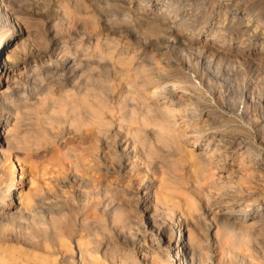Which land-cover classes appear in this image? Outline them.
Wrapping results in <instances>:
<instances>
[{
  "label": "bare ground",
  "instance_id": "obj_1",
  "mask_svg": "<svg viewBox=\"0 0 264 264\" xmlns=\"http://www.w3.org/2000/svg\"><path fill=\"white\" fill-rule=\"evenodd\" d=\"M13 1L17 2V0H0V55H3V59L0 61V84L3 83L2 85L6 86L5 90H2L0 87V119L6 116V121L4 123L0 120V159H3L6 153H8L13 172L16 171L15 165H17L18 157L14 155L16 161H13V155L10 156L9 152L12 150H19L21 146L28 148L35 146L37 150L39 149L41 151V154L46 153L48 149L47 145L49 147V144L55 141L59 129L72 130L74 133H78L77 140L79 142L87 136H94L95 148L93 151L95 153L89 161V164H92V166L89 167L98 168L101 171L104 170V174L109 173V167L111 168V165L118 159L116 153L119 151L122 153V158H135L136 152L134 150V144L137 140L136 138L139 137L135 135L139 133V130L137 128L134 129V127L132 128L134 130L130 128V125L135 122L144 126H156L160 133L156 132L157 135L155 136L162 145H168L169 142H174L177 135H175L176 124L173 123L174 121L172 122V119L175 117L174 110L169 109L170 107H168V105L165 108H159L147 104L149 98H155L162 93L161 91H163V94L165 93L164 91H166V87L159 85L161 80H159V76L156 77L157 75H154V70L150 68L149 63L142 59H140V61L133 59L135 60L133 62L134 64L132 63L133 66H126L127 64L124 65L122 63L123 66L119 67L118 64L117 67L114 66L115 64L112 65L113 63H109L111 61L106 62L104 60L106 51L104 53L101 52L88 55L91 44L90 38L92 37L86 34L88 28H86V26L91 19H88L87 25L82 24L83 22L85 23V21H80L82 22L80 24L76 20L74 14L78 13L80 15V13L85 12L83 10L86 8L82 10V7L78 5V1L74 0L72 1V7L75 13L70 11L69 9L71 8L69 7V9H65L63 23L66 25V30L64 35L62 39H60V43H55L51 47L49 52L51 57L48 61V65L46 64L47 66H43V71L39 72L37 68L42 67H37V65L34 64L35 62L31 63L28 61L29 54L27 48L29 47L30 49V43L32 45V42H34H31L30 31L27 29L28 24L31 22V16L28 14H21L13 9ZM21 2L19 1L20 4ZM155 2L156 4H161L160 11L155 13H143L144 11L139 9L131 10L126 0L125 7L122 9L123 12H121L122 19L126 21L135 32L141 30L140 28L144 29V27H148L156 37L166 40L172 39L171 41L181 44L185 49H194L199 54V56L198 54L196 55L199 57L198 60H204V65L206 64L205 66L207 67L205 70H207V75H209L207 77L208 79H205L207 81H204V79H202L204 76L201 77L197 72L194 73L196 76L195 78L198 79L194 78L198 81L197 84L193 82L191 77L177 75L172 84L169 82V85H171V89L174 92L178 90L184 95L188 94L195 97V99L197 98L196 102L188 97L187 99L189 102H185L186 105L182 110V114L178 113L179 116L185 119L184 124L188 125L192 123L194 127L197 126V131L193 129V133L210 132V139L208 140L215 139L217 143L211 147L209 144V147H207L205 151H201L200 157L194 155V152L188 155V157L193 160V162H191L192 160L190 161L194 166L191 172L195 174V180L190 192L196 195L202 194L205 201L204 205L200 206L195 198H193L195 201H191L190 198L192 202L190 204L191 208H188V210L184 208L186 212H183L181 215H177L172 208L166 209L163 216L169 227L166 228V230L163 229L162 233H168V244H170L172 241L174 242V237L176 238V235L174 236V231L177 229L178 240L176 242L177 244H175V251L177 252V257H179L178 264H264V150L262 149L264 144L263 141H258L256 138L251 137L252 132L256 131L255 133H258L257 128L264 123V0H206L205 10L203 12L199 11V14L204 13L203 17H201L203 20L200 25L195 26L189 24L188 21H183V19L177 16L178 11L181 10V0H170L163 4L160 0H156ZM217 2L219 6L215 7ZM44 3H42V5ZM81 4H83V2ZM84 4L83 6H86ZM140 6L144 7L145 3H142ZM62 8L66 7L64 6ZM93 16L92 18H94ZM183 32H194L197 36L204 34L206 38L199 42H194L192 39L186 36L184 37ZM23 37L26 39L22 40ZM105 42H107V40H105ZM12 43H14V45H11ZM107 44L109 43L107 42ZM42 48L45 50L49 47L44 45ZM153 54H155V52ZM92 56L97 58V60H92ZM95 72H97V75ZM233 72L241 75V78L240 76L238 78L240 80H237V85H235L236 82L234 84L230 82L231 86L233 84V86L235 85L238 87V89H236L238 90L239 95H237L239 96V101H235L236 99L233 100L232 98L230 101L229 96L232 95L228 94H230L231 89L229 88L230 90L228 91L227 88L226 90L225 84L227 80L225 81V77L227 76L229 78ZM110 73L115 74L116 79L121 85L124 84L122 92L118 95H115L116 93L113 95L111 92L110 85L114 84H110ZM219 75L222 77V79L219 80L220 88L215 85L216 82L213 83V78L215 76L219 77ZM252 76H254L255 79L258 77L261 86L260 91L262 92L261 96L258 95V101H255L257 102L255 105L253 103L254 99H250L246 94V88L249 85L248 81ZM247 78L249 80L247 83L245 82L248 84L245 88L244 79L246 81ZM234 80L236 81V79ZM251 83H253V81H251ZM151 86L153 87V91L151 90L150 92L149 88ZM105 87H107L108 92ZM115 89L116 88H114V90ZM257 89L258 88H256V90ZM53 90H57L58 92L56 99L51 103L50 100H52L55 95V93L52 92ZM203 92L208 95V98L203 96ZM164 97L167 96L165 95ZM215 98L218 100L216 101ZM200 101L205 102V105L200 106L201 103H198ZM217 103L221 105L219 108H222V111L225 113H221V115L217 113V108L215 106ZM223 104H225L226 107H223ZM158 105L157 103L156 106ZM258 111L260 115L257 114ZM31 119H35L34 127L39 131V137L38 135L36 138L34 136L32 137L34 132L30 136V131H33V128H31L32 125L28 123V121ZM114 119L118 120V123L127 124L128 127L125 126L127 128L121 130L122 127L120 124L119 126L116 125L118 130H114ZM238 121L244 126L241 130L237 125ZM153 131H156V129ZM181 132H183L182 129H179L178 133L180 134ZM142 133H144V131H142ZM123 134L125 137H129L132 140L133 148L132 145H129L127 142L122 144L120 137H122L121 135ZM144 134H142L143 137ZM29 136L35 140L29 141ZM262 136L263 134L260 138ZM141 139L143 140V138ZM87 141H89V139ZM90 142H88V144ZM139 144L141 143L139 142ZM70 145H72V143ZM70 145L62 144L63 150L67 151L64 152L66 157L70 156L72 153ZM85 145L87 144H84V146ZM144 145L145 144H143V146ZM119 146L123 149L121 148V150ZM2 147H5V151ZM32 148L30 150H32ZM74 150H76V148ZM86 150L88 151V149ZM218 152L221 157V164L225 165L227 160L232 158L238 165L237 169L233 170L227 168V171H221L217 168V170H219L217 175L209 173V169L206 168V164L203 163L204 156L209 154V156L212 157ZM75 153L78 154L79 152L76 151ZM72 155L75 156L74 153ZM149 159V157L148 160L145 158L144 163L146 164L143 165L147 167L152 165L153 157ZM101 161L105 162L104 168H100ZM137 161L138 159L135 158V162ZM106 165L108 166L106 167ZM141 165L142 163L140 166ZM149 171V169H145L144 174L137 177L136 183L138 184V189L143 193V196H148V198L151 199V201L138 199V203L142 201L143 211L146 214L144 224L152 229L157 221L160 222V220H158L157 209L159 201H166L167 203H165L168 204L171 197L167 195L166 190H164V180L160 178L157 187L156 184L153 183L155 179L149 181ZM0 172H3L2 168H0ZM207 179L211 180L209 189L213 190V192H209V189L207 190L208 193L207 191L203 192L199 187V184ZM17 183L18 180L15 179V176L5 175L3 182L0 184V200L3 201V205L0 206V236L12 230L8 226L11 220H17L21 217H32V213L33 215L36 213L34 210L35 206L30 205L32 202L27 204V200H25L24 204L19 200V203L16 205L14 195L16 191L15 185ZM127 189L128 187L119 191L115 188V191L120 193V197L122 198V194L127 192ZM104 192L105 194L112 193L111 184L105 185ZM121 198L118 199L119 202ZM106 202L103 210L104 214L108 213L107 209L108 207L111 208L113 203V201L108 198ZM13 206H15L14 209ZM11 208L13 211L10 213V210H12ZM117 210L119 211L120 208ZM47 213L50 217L47 218V221L46 219L44 221L43 218L44 222L38 221L37 217L35 219V215L37 216V214L32 217L36 226H39V224L42 225L41 227L33 225L36 227L35 231L37 234L43 235L44 238L48 240L52 235L56 238H66L64 236L74 232V226L71 223L69 225L67 224V231L64 233L60 232L61 223L59 220L62 218L53 216L54 213L52 211ZM85 221L86 220L81 221L79 229L86 230V237H88L90 244H92V248H84L81 244L82 248L77 247V251L80 255L79 259L77 261L74 260V254L73 256L68 255L69 257L67 256V258H71L72 260H67L66 264H94L95 260L93 261L91 259V261H93L92 263L88 259L87 249L89 252L96 254L99 252L100 248L105 246L103 242L97 241V236L95 237V234L90 233L91 231L88 232L90 224ZM165 222L163 221V223ZM201 228H203V231ZM213 230L214 235H211ZM181 231L185 232V236H187L186 241L184 235L182 238ZM26 238L28 237L26 236ZM30 238L27 239L28 244ZM24 241L26 242V240ZM79 242L80 241H78V243ZM55 243L52 244L55 245ZM86 244L88 245L87 242ZM138 245V247H135V252H132L133 255H139L138 252H140V254L146 252L142 245ZM84 249H86V251H84ZM68 251H70V248ZM135 259L137 260L138 258Z\"/></svg>",
  "mask_w": 264,
  "mask_h": 264
},
{
  "label": "rangeland",
  "instance_id": "obj_2",
  "mask_svg": "<svg viewBox=\"0 0 264 264\" xmlns=\"http://www.w3.org/2000/svg\"><path fill=\"white\" fill-rule=\"evenodd\" d=\"M19 1L20 2L22 1L21 4L19 3ZM19 1L17 0L18 4L16 1H13L14 6H12V8L20 12L21 14H25V15L28 14L29 16H31V22L28 24L27 29L28 31H30L31 42L32 41L34 42H32V45L30 43L29 45L30 49L29 47L27 48L28 54H29L28 61L31 63L35 62L34 64L37 65V67L41 66L42 68H37L38 71L40 72V71H43V66L48 65V61L51 57L49 53L51 47L55 43H60V39H62V36L64 35V32L66 30V25L63 23L64 22L63 18L65 16L64 15L65 9L71 8L69 10L75 13L72 7L73 6L72 1L74 0H70V1L69 0H24V1L19 0ZM77 1H78L79 7H82V10L83 8L84 9L86 8V9L83 10L85 12L80 13V15L84 17H81L78 13L74 14V16L76 17V20L80 24L83 21H85V23L83 22L82 24H86V25L90 19L92 20V21L90 20L89 21L90 24L88 23V25L86 26V28L88 27L86 34L92 37L90 38L91 44H90V50L88 51V55L93 54V53H101V52L104 53L106 51L105 54L107 57L105 56L104 60L106 62L111 61L109 63H113L112 65L115 64L114 66H117L119 64L118 65L119 67L123 66V64L124 65L127 64L126 66L129 65L131 67L133 66L132 63L135 60L140 61V59H142L150 64L148 65L150 66V68H152V70H154V75H157L156 77L159 76V80H161L159 85L160 86L163 85L162 87H166L167 92L164 91L165 93L163 94V91H161L162 93L158 95L157 97L149 98L147 104H150L153 107H159V108H165L168 105V107H170L169 109L174 110L175 117L172 119V122L174 121L173 123L176 124L175 125L176 126L175 135L177 134L176 135L177 140L176 139L174 140L175 143L169 142L168 145H162L159 142V139L155 136L157 135V133H160L159 129L156 126H153V125L144 126L142 124H138L137 122H135L134 124L130 125V128L131 129L133 127L134 129L137 128L139 130V133L141 132L140 134L138 133L137 135H135L136 137L137 136L140 137V138L139 137L136 138L137 140L139 139L140 141L136 140L134 144V150L136 152L135 158L138 159L137 162L139 164L135 162V158L134 159L133 158H130V159L122 158V155H121L122 153H120V151L117 150L119 151L118 153H116L118 156V159H117L118 161L116 160L111 165V168L109 167L108 174H104V170L101 171L98 168L89 167V166H92L91 163L89 164V161L91 160L92 155H94L95 153L93 151V149L95 148V144H94L95 137L87 136L82 141L79 142L77 140L78 133H74L72 130L68 131L64 129L63 130L59 129V131H57V134H56L57 138L55 139V141L52 144H49V147L47 145L48 149L46 153L41 154V151L39 149L37 150L35 146H31L30 148L21 146L22 149L20 148L19 150L17 149V150H14V151L12 150L11 152H9L10 156L13 155V158H12L13 161H16V159L14 158L15 156L18 157V158L16 157L18 162L16 163L17 165H15L16 171L14 172L11 169L12 167L9 161V156H8L9 154L6 153L5 157L3 159H0V168H2L3 170L2 173L0 172V184L3 182L5 175H12V177L15 176V179L18 180V183L15 185L16 191L14 195L16 205L19 203V200L20 202L22 201L24 204H25V200H27L26 201L27 204L29 202L30 203L32 202L30 205L35 206L34 210L36 212L35 214H37V216L34 214L35 219L37 217L38 218L37 220L41 222H44L45 219L47 221V218L50 217V215L48 216L47 212L52 211L54 213L53 216L62 218V219L60 218L61 220H59L61 223L60 229H59L60 232L64 233L65 231H67V226L70 223L73 224L74 226V232L72 233L73 236L71 233L70 235L64 236L66 238H63V237L56 238L52 235V237L46 240L43 235L37 234L35 231L36 227H41L42 225L39 224V226L38 225L36 226L34 224V221H33L34 219H32V217H34L33 213H32V217L30 216L31 218L21 217L17 220L16 219L11 220L8 223V226L13 231L11 230L10 232H6L4 233V235L1 234L0 236L1 237L0 238V264H66L67 260L69 261L72 260L71 258H67V256L68 255L73 256V254L75 258L74 260L77 261L80 257L77 251L78 250L77 247L82 248L83 246L84 248L86 247L88 249L92 248V244H90L88 237H86V233H87L86 230L79 229V226L81 225L82 220H86L85 222L90 224V228L88 232L91 231L90 233L95 234V237L97 236V241L99 240L100 242H103L105 244V246L103 247L104 249L100 248L99 252L96 254L89 252L87 249L88 259L90 261L91 259L93 261L95 260L94 264H147V263L148 264H152V263L178 264L179 257H177V254H176L177 252L175 251L176 250L175 244H177L176 242L178 240L177 229L174 231V236L176 235V238L174 237V242L172 241L170 244H168L169 243L168 233L166 234L162 233L163 229L166 230V228L169 227L168 224L165 222L163 213L166 212V209L172 208L177 215H181L183 212H186L185 210H188V208L189 209L191 208L190 204L192 203L191 201L193 200V198H195V200L198 201L197 203L200 206L204 205L205 201H204V196L202 194L196 195L190 192L192 190L193 182L195 180V176H194L195 174L194 172L193 173L191 172L194 168L193 163H191L193 162V160L190 159L188 155L189 153L194 152V155H197L198 157H200L199 155H201L203 150L205 151L207 147H209V144L211 147L217 143L215 142L216 141L215 139L208 140L210 139L209 138L210 132H205V133L200 132L199 134L193 133V129L196 130L197 126L194 127V124L192 123H189L188 125L184 124L185 119L179 116L178 113L182 114V110L184 109L186 103L189 102V100L187 99L188 97L192 98L196 102H197V98L195 99V97L188 95V94L184 95L183 93H180L178 90L174 92L171 89V85H169V82L170 84H172L173 80L176 79L175 76L177 75H186L189 78L191 77L193 82L197 84L198 79L195 78L196 76L194 75V73H197V72H198L197 74L201 75V77L204 76L202 77L204 81H207L205 79H208L207 77L209 75H207V70H205V68L207 69V67L205 66L206 64L204 65L205 63L204 60L202 59L198 60L199 54L194 49H192L193 51L188 48L185 49V47H183L181 44L174 43L173 41H171L172 39L166 40V39L156 37V35H153V32L149 30L148 27H144V29L140 28L141 30H138L137 32H135V30H132L130 26L126 23V21H123L122 19L123 17H122L121 12H123L122 9L125 7L126 0H122V1L121 0L120 1L119 0L117 1L115 0H81V2L80 0H77ZM155 1L156 0H127V3L129 4V7L131 10L139 9L141 11H144L143 13H155L161 10V4L159 3L156 4ZM160 1H162L161 3L163 4L170 0H165V1L160 0ZM82 2L83 4L85 3L84 5L86 6H83V4H81ZM36 3H38L40 6ZM42 3L44 4L42 5ZM79 3L81 4V6ZM142 3H145L144 7L140 6L142 5ZM180 3L182 4V6H181V10L178 11L177 16L180 19H183V21H188V23L191 25H194V26L200 25V23L203 20L201 19V17H203L204 13L199 14V11L203 12L205 10L206 0H181ZM35 4L38 6H36ZM66 4L69 6H67ZM61 6L62 7L65 6L66 8H62ZM218 6H219V3L217 2L215 4V7H218ZM90 12L94 16L91 15ZM92 16L94 18H92ZM192 16H196V17H192ZM92 22L94 25L92 24ZM183 36L184 37L186 36L192 39L194 42L196 41L199 42L202 39L206 38L204 34L197 36L194 32L192 33L183 32ZM25 39L26 38L23 37L22 40H25ZM105 40H107L109 44H107ZM43 44L47 45L49 48H46L45 50H43L42 48L44 46ZM11 45H14V43H12ZM151 50L152 52L154 51L157 56L153 54L154 52L152 53ZM197 54L198 56H196ZM92 58H91L92 60L94 59L97 60V58L93 56ZM2 59H3V55H0V61ZM162 60L163 61L165 60L164 61L165 63ZM145 61H142V62H145ZM120 63L121 64L123 63V64L121 65ZM199 71L202 73H200ZM95 74L97 75V72H95ZM239 76L241 78V75L233 72L231 76H229V78L227 76L225 77L226 79L224 78L225 81L226 80L228 81V82L226 81V84H225L226 90L227 88H228V91L231 89L230 94H228V95H232V96H229L230 101L232 99L233 100L236 99L235 101H239L238 100L239 94L237 90L238 87L235 86L238 83L237 80H240L238 79ZM109 77H110V84H114V85H110L112 94L113 95L115 93H116L115 95L120 94L122 92L124 84L121 85V83L116 79V76L114 73H110ZM217 77L218 76H215L213 78L214 79L213 83L216 82L217 84L215 83V85L218 86V88H220L219 80H221L222 77L220 75H219L220 78L219 77L217 78ZM255 77L254 76L250 77V80L247 78L246 81L244 79L245 88L249 84L248 87L246 88V94L247 96H249L250 99L251 98L254 99V102H253L254 105L257 103L255 101H258V95L259 96L262 95V92L260 91L261 86H260L259 79L258 77L257 79H255ZM194 78L197 80H195ZM230 79L233 81H231ZM234 79H236V81ZM247 81H248V84H246ZM251 81H253V83L255 81V83L253 84L251 83ZM230 82H232L233 84L236 82V84L234 86L232 84L231 86ZM2 84L3 83L0 84V87L2 88V90H5L6 86H3ZM105 88L107 90V87ZM114 88L116 89L114 90ZM256 88L258 89L256 90ZM151 90L153 91L152 86L149 88L150 92ZM250 90L251 91L253 90V91L251 92ZM52 92H54L55 95L53 96V99L50 100L51 103L52 101H54V99H56L58 91L53 90ZM250 92H251V97H250ZM254 94L257 96H255ZM165 95L167 97H164ZM203 96L208 98V95H206V93L204 92H203ZM217 100L218 99H216V101ZM157 103L159 104L158 106H156ZM198 103L199 104L201 103L200 106L205 105L204 104L205 102H202V101ZM215 106L217 108L218 114L221 115V113L222 114L225 113L222 111V108H219L221 106L220 104L217 103ZM222 106L226 107L225 104H223ZM257 114L260 115L259 111L257 112ZM0 120L2 123H4L6 121V116ZM114 120H115L113 121L114 130H116L118 128L117 126H119L121 123H118V120L116 119ZM28 123H30L32 125L31 128H33V131H30V136L34 132L32 134V137L34 136L36 138L37 135L39 137L40 133L34 127L35 119L29 120ZM122 124L124 127L122 126ZM122 124H121V127H122L121 130L128 127L127 124H124V123ZM237 125L238 127H240V130L243 129L244 127L243 124L239 121L237 122ZM263 125L257 128L258 133H255L256 131L252 132L251 137L256 138L258 141L260 140L263 141V144H264V132H263L264 126ZM155 129L156 131H153ZM179 129H182L184 134L183 132L179 134L178 133ZM142 131H144L145 134L142 133ZM261 133L263 134V136L260 138V136L262 135ZM142 134H144V137ZM121 136L122 137H120V139L122 141V144L127 142L129 143V145H132V148H133L132 140L129 137H125L124 134ZM146 136L148 137V140ZM141 138H143L145 142ZM31 139L32 138L30 137L29 141L35 140L34 138H33L34 140L33 139L31 140ZM88 139L89 141H87ZM90 141L93 143H91ZM62 142L66 145L68 144L70 145L71 143L72 145H74V146L70 145L72 149L71 155L69 154L70 156L66 157L64 155V152L66 150H63L64 148L62 147V144H63ZM82 142L84 144H87L85 145L86 147L84 146ZM88 142L90 143L88 144ZM139 142L141 144H139ZM143 144L145 145L143 146ZM72 147L74 149L76 148V150H74ZM152 147L156 150V152ZM2 148L5 151L4 149L5 147H2ZM31 148L32 150H30ZM121 148L122 147H120V149ZM86 149H88V151ZM262 149L264 150V145L262 146ZM76 151H78L79 152L78 154H80L81 156L76 154L75 153ZM73 153L75 156L72 155ZM144 157L147 158V160H148V157L150 159L151 157H153L152 165L148 167L146 165H143V164H146L144 163V160H145ZM155 157L156 158L158 157V158L156 159ZM80 160L85 161V162L87 161L86 162L87 164ZM220 160H221V157L218 152L212 157H210L209 154L204 156L203 163L206 164L207 166L206 168L209 169L208 170L209 173L211 174L213 173L215 175H217L219 170L221 171H227L228 169L235 170L238 167L237 163H235V161H233L232 158L231 159L229 158L225 165L221 164ZM141 163L142 165L140 166ZM107 166L108 165H106V167ZM104 167H105V162L101 161L100 168H104ZM217 168L219 170H217ZM145 169L150 170L149 171V176H150L149 181H153L155 179L153 183L156 184V187L159 185L160 178L164 180V185H165L164 190H166V194L171 197V200L168 201V204H166L167 203L166 201H159L158 206H157L159 218L158 217L157 218L158 220H160V222L157 221L154 227H152V229L151 227H148L144 224L146 214L143 211V207L141 203L142 201L138 203V199L143 200V201H151V199L148 198V196H143V193L138 189V184L136 183L137 177L142 176L145 172ZM191 173L193 174V177ZM106 184H109V185L111 184L112 193L105 194L104 189H105ZM210 186H211V180L209 179L202 181L199 184V187L201 188V190H203V192H206L210 188ZM127 187H128L127 192H124L122 194L123 196L122 198L120 197V193H117L115 191V188L116 190L118 189L119 191H121ZM208 191L213 192V190L211 189H209ZM107 198L113 201L112 203L113 208L108 207L107 209L108 213L104 214L103 210H104L105 203H107L106 202ZM119 198H121V201L122 200L124 201L119 202L118 201ZM190 198H191V201H190ZM2 205H3V201L0 200V206ZM125 205H126V208H125ZM14 207L15 206H13V209ZM118 208H120L119 211L117 210ZM13 209L10 210V213L13 211ZM43 218H44V221H43ZM163 221L165 223H163ZM33 225L36 227H34ZM201 230L203 231V228H201ZM20 231L22 232V234ZM180 233H181L182 238L184 235V238L186 241L187 236H185L186 235L185 232L181 231ZM211 235H214V230L211 232ZM26 236L28 238L31 237L28 240L29 244L27 243L28 238H26ZM24 240H26V242ZM78 241H80L79 242L80 244L78 243ZM24 242L26 245L24 244ZM86 242L88 243V245L86 244ZM52 243L53 244L55 243L56 247ZM138 244L142 245L146 252H142L141 254L140 252H138L139 255H133L132 252H135V247H138L139 246ZM69 248H70V251H68ZM107 249H108V252H107ZM84 251H86V249H84ZM89 256H92V257H89ZM135 258H138L139 260L138 259L136 260ZM93 261L91 262L93 263ZM235 263H238V262H235Z\"/></svg>",
  "mask_w": 264,
  "mask_h": 264
}]
</instances>
